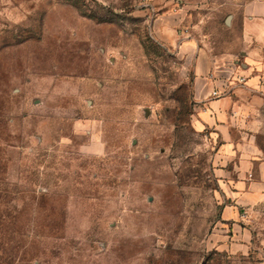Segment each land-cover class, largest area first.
Wrapping results in <instances>:
<instances>
[{
  "label": "rangeland",
  "instance_id": "obj_1",
  "mask_svg": "<svg viewBox=\"0 0 264 264\" xmlns=\"http://www.w3.org/2000/svg\"><path fill=\"white\" fill-rule=\"evenodd\" d=\"M225 1L0 0V264H264V109L224 217L183 48Z\"/></svg>",
  "mask_w": 264,
  "mask_h": 264
},
{
  "label": "crops",
  "instance_id": "obj_2",
  "mask_svg": "<svg viewBox=\"0 0 264 264\" xmlns=\"http://www.w3.org/2000/svg\"><path fill=\"white\" fill-rule=\"evenodd\" d=\"M202 8L204 24L209 21L218 24L219 13L228 10L225 0H204ZM235 8L224 15L223 28L228 36L221 43L210 41L207 33L198 44L190 38L183 45L192 59L193 100L199 109L195 123L215 131L220 140L218 159L233 166L230 169L222 166L218 174L224 194L234 203L223 209L224 217L235 214L236 197L251 199L262 190L259 183L247 177L259 153L257 117L264 109V0H251L240 8L236 4ZM233 65L245 81L231 83L219 98L209 97L213 85L206 79L207 73L215 67Z\"/></svg>",
  "mask_w": 264,
  "mask_h": 264
},
{
  "label": "built area",
  "instance_id": "obj_3",
  "mask_svg": "<svg viewBox=\"0 0 264 264\" xmlns=\"http://www.w3.org/2000/svg\"><path fill=\"white\" fill-rule=\"evenodd\" d=\"M206 79L213 85L209 97L214 99L222 96L231 83H243L245 81L244 77L238 75L234 65L227 68L215 67L207 73Z\"/></svg>",
  "mask_w": 264,
  "mask_h": 264
},
{
  "label": "water",
  "instance_id": "obj_4",
  "mask_svg": "<svg viewBox=\"0 0 264 264\" xmlns=\"http://www.w3.org/2000/svg\"><path fill=\"white\" fill-rule=\"evenodd\" d=\"M229 17H227L226 21H228Z\"/></svg>",
  "mask_w": 264,
  "mask_h": 264
}]
</instances>
